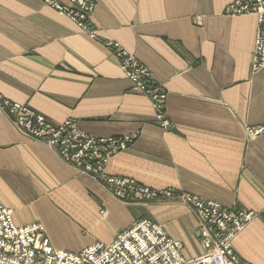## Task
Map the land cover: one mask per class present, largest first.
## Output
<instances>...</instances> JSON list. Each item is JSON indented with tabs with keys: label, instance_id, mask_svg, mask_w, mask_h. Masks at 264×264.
<instances>
[{
	"label": "crops",
	"instance_id": "1",
	"mask_svg": "<svg viewBox=\"0 0 264 264\" xmlns=\"http://www.w3.org/2000/svg\"><path fill=\"white\" fill-rule=\"evenodd\" d=\"M94 1L91 39L41 0H0V96L51 123L72 119L90 135H132L105 165L108 175L253 211L233 249L264 264V133L245 134L264 125V67L251 68L256 16L227 15L233 0ZM106 40L133 54L166 90L167 128ZM0 205L16 225L40 222L53 247L71 252L148 219L182 243L183 257L203 253L182 203L115 199L16 131L1 111Z\"/></svg>",
	"mask_w": 264,
	"mask_h": 264
},
{
	"label": "built area",
	"instance_id": "2",
	"mask_svg": "<svg viewBox=\"0 0 264 264\" xmlns=\"http://www.w3.org/2000/svg\"><path fill=\"white\" fill-rule=\"evenodd\" d=\"M41 1L66 16L81 33L91 39L97 37V28L91 22L94 0ZM226 14L256 16L251 68L264 67V0H233L227 5ZM104 46L118 59L120 70L133 89L150 99L156 121L166 128L163 87L118 42L106 40ZM1 106L20 133L43 141L64 164L100 182L115 198L131 202L173 196L180 200L196 221L195 234L203 253L194 258L183 257L182 243L148 219L134 222L110 242L96 241L71 252L53 247L40 222L16 225L12 210L0 205V264H249L235 253L233 239L255 216L253 211L236 210L184 192L176 196L171 188L156 191L131 178L107 175L105 165L127 148L132 135L98 137L83 132L69 119L53 124L19 103L5 101ZM245 131L255 137L264 132V126L246 127Z\"/></svg>",
	"mask_w": 264,
	"mask_h": 264
},
{
	"label": "rangeland",
	"instance_id": "3",
	"mask_svg": "<svg viewBox=\"0 0 264 264\" xmlns=\"http://www.w3.org/2000/svg\"><path fill=\"white\" fill-rule=\"evenodd\" d=\"M94 5H95V1H94ZM53 9V8H52ZM93 10H94V8H93ZM93 12V11H92ZM64 16V15H63ZM113 41V40H112ZM128 52V51H127ZM144 66V65H143ZM145 67V66H144ZM151 74V73H150ZM152 76V75H151ZM153 78V77H152ZM132 85V84H131ZM162 86V85H161ZM164 89V88H163ZM165 90V89H164ZM144 94V93H143ZM165 94H166V90H165ZM166 97V96H165ZM5 101H8V102H12V103H17V102H13V101H11V100H9V99H6V98H4V97H2V96H0V111L9 119V121H10V123L12 124V126L15 128V130L16 131H18L19 132V130H17L16 129V127H15V125L13 124V122H12V120L10 119V117L4 112V109H2V106H1V103L2 102H5ZM149 102H150V99H149ZM165 102H166V98H165V101H164V113H165ZM20 104V103H19ZM21 105H23V104H21ZM150 105H151V103H150ZM24 106H26V105H24ZM26 107H28V106H26ZM152 107V106H151ZM29 108V107H28ZM153 109V108H152ZM32 110V109H31ZM154 111V110H153ZM35 112V111H34ZM35 113H37V112H35ZM37 114H39V113H37ZM41 115V114H40ZM43 116V115H42ZM165 116H166V114H165ZM154 118H155V113H154ZM167 119V118H166ZM67 120V119H66ZM69 120H71V121H73L72 119H69ZM156 120V119H155ZM168 120V119H167ZM65 121V120H64ZM63 122V121H62ZM62 122H59V123H62ZM157 122V121H156ZM59 123H53V124H59ZM73 123H75L74 121H73ZM158 123V122H157ZM76 124V123H75ZM77 125V124H76ZM159 125V124H158ZM169 126V122H168V125H167V127ZM260 126H264V125H260ZM159 127H161L160 125H159ZM166 127V128H167ZM161 128H164V127H161ZM246 128V127H245ZM84 132V131H83ZM20 133V132H19ZM264 133V132H263ZM20 134H22V133H20ZM245 134L247 135V133H246V131H245ZM23 135V134H22ZM23 136H25V135H23ZM248 136V135H247ZM25 137H27V136H25ZM249 137V136H248ZM27 138H30V137H27ZM30 139H33V138H30ZM33 140H37V141H40V142H42V143H44L43 141H41V140H38V139H33ZM45 144V143H44ZM46 145V144H45ZM47 146V145H46ZM129 146V145H128ZM127 146V147H128ZM48 147V146H47ZM50 148V147H49ZM51 149V148H50ZM53 150V149H52ZM55 152V151H54ZM56 153V152H55ZM57 155V154H56ZM58 156V155H57ZM59 158V157H58ZM60 159V158H59ZM104 170H105V168H104ZM106 173V172H105ZM107 174V173H106ZM108 175V174H107ZM111 176H114V175H111ZM89 177V176H88ZM119 177H121V176H119ZM90 178V177H89ZM124 178H127V177H124ZM91 179V178H90ZM93 180V179H92ZM93 181H95V180H93ZM96 182H98V181H96ZM137 182V181H136ZM98 183H100V182H98ZM138 183V182H137ZM101 184V183H100ZM143 186H145V185H143ZM147 187V186H146ZM150 188V187H149ZM151 189H153V190H156V191H160V190H164V189H154V188H151ZM166 189V188H165ZM172 189V188H171ZM174 191H176L177 193H175V195L177 196L178 194H179V192H183V191H177V190H175V189H173ZM184 193H187V192H184ZM111 194V193H110ZM188 194H190V193H188ZM112 195V194H111ZM191 195H193V194H191ZM113 196V195H112ZM197 196V195H196ZM114 197V196H113ZM115 198V197H114ZM115 199H117V198H115ZM117 200H119V199H117ZM119 201H121V200H119ZM164 201H175V202H179V203H181V201L180 200H178V199H176V198H174L173 196L172 197H166L165 199H158V200H148V201H144V200H142V201H140V200H138V201H131V202H124V201H121V202H123V203H144V204H147V203H150V202H164ZM183 204V203H182ZM220 204V203H219ZM184 205V204H183ZM185 206V205H184ZM187 208V207H186ZM140 220V219H139ZM138 221V220H137ZM130 227V226H129ZM128 228V227H127ZM126 228V229H127ZM125 230V229H124ZM122 231V230H121ZM120 232V231H119ZM196 235V234H195ZM115 237V236H114ZM197 237V236H196ZM236 253V252H235ZM238 255V254H237ZM240 257V256H239ZM241 258V257H240ZM244 260V259H243ZM249 263V262H248ZM250 264V263H249Z\"/></svg>",
	"mask_w": 264,
	"mask_h": 264
}]
</instances>
